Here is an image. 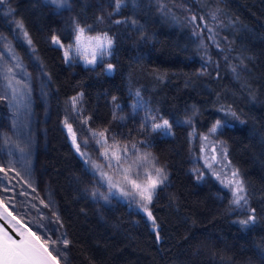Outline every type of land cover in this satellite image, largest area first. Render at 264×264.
Wrapping results in <instances>:
<instances>
[{
  "label": "trees",
  "instance_id": "1",
  "mask_svg": "<svg viewBox=\"0 0 264 264\" xmlns=\"http://www.w3.org/2000/svg\"><path fill=\"white\" fill-rule=\"evenodd\" d=\"M105 1L115 11L116 0ZM187 1L195 9V3L219 5L240 73L231 76L213 53L214 75L199 78L193 59L197 44L181 16L158 14L152 0H123L115 11L119 24L102 22L90 0H71L72 14L63 20L35 0H19L12 9V20L22 22L56 91L44 169L69 241L64 264H264V0ZM74 26L112 39L111 74L90 68L70 71L64 64L52 37L68 43ZM137 92L169 121L170 135L112 121L113 106L125 111ZM73 97L81 100L91 129L102 127L131 143H146L167 170L169 184L157 189L148 207L159 226L155 231L139 208L117 204L98 212L82 194L85 164L62 123ZM221 118L238 121L221 138L228 170H237L247 187L249 208L240 214L215 187L194 191L186 178L185 122L204 133ZM249 215L254 222L238 223Z\"/></svg>",
  "mask_w": 264,
  "mask_h": 264
},
{
  "label": "rangeland",
  "instance_id": "2",
  "mask_svg": "<svg viewBox=\"0 0 264 264\" xmlns=\"http://www.w3.org/2000/svg\"><path fill=\"white\" fill-rule=\"evenodd\" d=\"M17 1L19 0H6L0 6V167H4L5 171L8 172V176L11 177V180L5 178L0 183V199L11 211H13L14 205L15 211L13 213L24 222L28 224L31 222V228L37 231V234L43 232L52 241H57L55 249L50 248V250L53 251L54 255L59 253L58 259L64 264L68 247L65 248L59 242L65 238V234L44 169L48 131L51 126V101L56 91L35 51L28 43V37L24 36L23 30L18 28L16 21L11 18L12 9ZM35 1L59 19H66L72 14L71 0H57V3H53L52 0ZM90 2L98 11L102 22L116 20L113 7L106 3L105 0H90ZM152 2L154 10L160 15L177 12L181 16L182 23L197 44V51L193 59L196 64V74L199 78L209 80L214 75L216 60L213 53H217L221 57L231 76L241 72L242 65L236 59L224 33V16L219 5L206 6L195 3V9L187 0H152ZM213 15L216 17L215 20L212 19ZM191 16L197 17V25L199 27L196 30L199 35H193L195 26L189 23ZM200 17H204L208 26L214 29V41L208 39L209 33L207 28L199 23ZM76 29L77 26L71 29L70 42L62 43L65 48L74 43ZM99 34L105 33H93L86 30V35L88 36ZM55 47L61 52L64 64L70 71L75 68H90L111 74L107 71V67L108 64H111L112 47L109 50L110 54L104 56L102 61L95 65L87 66L79 56H74L71 61L66 62L64 58L65 48H61L57 44ZM6 48L10 49L14 55H10ZM8 68H12V73L6 71ZM16 81H19V84ZM9 83L13 87H8ZM13 88L16 89L15 93ZM137 101H139V106H135ZM67 110L68 112L63 114L62 123L65 129L67 128L66 122L71 126L77 143L80 145V155L85 153V158H90L98 164L106 165L104 157L101 155L102 149L96 143V140L100 139V137L92 135L93 132L105 129L97 127L93 130L89 127L87 119L83 117L81 100L77 101L75 109L73 108L72 100ZM151 114L160 117L140 97L131 95V101L125 111L121 112L119 107L113 106L112 121L115 123L128 121L137 130L150 133L153 132L151 130L152 121L148 120L147 117ZM218 120L221 121L222 127L214 135L209 132L212 127L206 132L200 133L192 122H185L188 139L186 178L191 183L194 191L210 190L215 187L229 201H232L231 191L224 187L216 175L213 174V169L220 170L221 164L226 165L221 134L225 128L238 125V121L224 118ZM82 121H86V123ZM143 124H147V127H142ZM105 135L109 144L113 141H118L121 147L124 145L128 146V162L123 167L127 169L131 165L130 176L135 178L139 174L141 179H143L144 174L147 172H151L155 176V168H160L162 169L163 177H166V179H163V182L156 187L155 192L157 189L169 184L167 170L146 143H131L119 135L108 132V130ZM205 135L209 137L207 141L203 139ZM133 145L136 146L135 149L132 148ZM214 145L216 146L215 153L213 152ZM146 154H150L148 163L143 161V157ZM213 155L216 156L215 161L211 159ZM85 158H82V160L84 161ZM137 159H140L143 167L137 168L133 163ZM207 164H211L212 167L209 168L206 166ZM85 168L86 179L80 182V190L98 212L109 210L117 204H127L131 211L138 208L135 202L130 203L131 197L126 199L115 189L111 190L114 194L109 195L110 190L107 181L101 180L99 173L92 170L90 164H85ZM8 169H11V171H8ZM104 170L109 171L106 166ZM223 171L228 172L229 176L231 175L228 168H224ZM109 174L112 175L111 172ZM4 176L5 173L0 172V177ZM113 179L119 180L121 184L125 183L122 176H113ZM244 186L246 189L244 195L247 198V187L245 184ZM128 187L130 189V185ZM93 193L96 194L95 197ZM5 197L11 198V202ZM135 199L139 200V196H136ZM232 206L236 214L246 212L249 208L248 200L247 204L242 208L233 203ZM37 225H40L39 229H37ZM41 238L44 239L43 236Z\"/></svg>",
  "mask_w": 264,
  "mask_h": 264
},
{
  "label": "snow or ice",
  "instance_id": "3",
  "mask_svg": "<svg viewBox=\"0 0 264 264\" xmlns=\"http://www.w3.org/2000/svg\"><path fill=\"white\" fill-rule=\"evenodd\" d=\"M6 0H0V6H2ZM53 3H57V0H52ZM123 0H116L115 11H119L121 3ZM213 20L216 19L215 15L212 17ZM117 24L121 23V21H115ZM17 27L23 30L24 26L22 22L17 21ZM189 23L194 25L193 35H199V32L196 30L199 25H197V17L191 16L189 18ZM199 23L204 25L207 28L209 33L208 39L210 41L215 40L214 29L209 27L205 21L204 17L199 18ZM24 36L27 38L28 33L24 31ZM52 42L54 44L59 45L61 48H65V45L61 43L59 39L54 35L52 37ZM28 43L31 45V40L28 39ZM112 39L107 34H99L95 36L86 35V29L77 26L76 35L74 38V43L68 45L64 51V58L66 62L71 61L74 56H79L81 60L84 61L85 65H95L99 61H102L104 56L110 54V49L112 47ZM9 51L10 55H14L10 49L6 48ZM113 70V66L108 64L107 71L111 73ZM8 73H12V68H8L6 70ZM10 79V77H9ZM19 84V81H16ZM8 87H13L11 83H9ZM16 89L13 88V92L15 93ZM139 92L136 93V96L139 97ZM73 108H76V103L79 100V97H73ZM116 98L113 97V100ZM139 106V101H137V105ZM231 115L235 116V113L231 112V110H227ZM148 120H151V130L153 132H160L164 135H170L172 132V125L169 123L167 119L163 117H158L155 114H151L147 117ZM85 122L86 121H82ZM66 127L68 128V132L72 135L73 144L76 147L77 151L80 152V145L77 143L75 134L72 131L70 125L66 122ZM142 127H147V124H143ZM222 127L221 121H217L212 128L209 130L210 134H216L217 130ZM107 129L99 132H93L92 135L94 137H100V139L96 140V143L101 147L104 160L106 165L98 164L96 161L91 160L90 158H85L86 154L81 153L82 158L84 159L85 164H90L92 170L99 173L101 180L107 181L109 187V195H113L114 193L111 191L115 189L120 193L121 196L126 199L131 197L132 200L130 203L135 202L137 207L147 214L148 220L152 221L153 230L155 231L159 226L154 219L152 212L149 210L148 205L151 204L153 196L155 195L156 187L163 182L162 169L155 168V176L152 175L151 172H147L144 174V178L141 179L139 174L135 178L130 176V172L132 170L131 165L129 168L125 169L123 165L128 162V146L124 145L120 146L118 141H113L111 144L108 142V138L105 135ZM208 136L205 135L203 139L205 141L208 140ZM87 143V141H85ZM203 147V146H202ZM133 149L136 148L135 145L132 146ZM216 146H213V152L215 153ZM150 154H146L143 157L144 163H148V157ZM213 161L216 160V156L213 155L211 157ZM223 159V158H222ZM137 168L143 167L140 159H137L133 162ZM105 166L109 171H105ZM209 168L212 167L211 164H207ZM224 168H231V165L221 164L220 170L213 169V174L221 181L224 187L228 188L232 193V201L231 203L237 205L238 207H243L247 204V198L244 195L245 186L243 181L240 178V174L237 170L232 169L231 175L229 176L228 172L223 171ZM11 171V169H8ZM0 172H4L5 176L0 177V183L3 182V179L7 178L11 180V177L8 176V172L5 171L4 167H0ZM112 173V175L109 174ZM202 175V174H201ZM113 176H122L124 180V184H121L119 180H114ZM139 181V182H138ZM130 185V189L128 187ZM95 193L93 196L95 197ZM139 196V200H136L135 197ZM11 202V198L5 197ZM107 199V197H105ZM2 204V201H0ZM4 211L7 213V216L0 217L3 219L5 224H7L12 232L15 233L19 239H16L11 235L8 230L4 227V224H0V264H57V259L59 253L57 255H53V251H50V248L55 249L57 241H52L50 237H48L45 233L40 232L37 234V231H33L31 228V222H29L28 226L22 222V219H17L16 215H13V211H15V206L13 205V211H8V208L5 207ZM254 213V209L250 210ZM11 218L10 220L8 218ZM58 219V218H57ZM13 221L15 223H13ZM255 221L254 215H249L247 219H242L238 221L242 226H248L250 222ZM37 229L40 228V225L36 226ZM44 237L42 239L41 237ZM161 237L159 232L156 234V240L160 241ZM66 248L69 245V241L67 238H64L62 241H59Z\"/></svg>",
  "mask_w": 264,
  "mask_h": 264
},
{
  "label": "water",
  "instance_id": "4",
  "mask_svg": "<svg viewBox=\"0 0 264 264\" xmlns=\"http://www.w3.org/2000/svg\"><path fill=\"white\" fill-rule=\"evenodd\" d=\"M4 208H5V206L3 205V203L0 204V217H5V216H7V213L4 211ZM8 211H9V210H8ZM8 219L10 220L11 218L9 217ZM17 219H18V218H17ZM13 223H15V222L13 221ZM0 224H4V227L8 230V232H9L11 235H13L14 238L19 239V237H17V236L15 235V233L12 232L11 228H10L7 224H5V222H4L3 219H0ZM25 225L28 226L27 224H25ZM57 264H60V263L57 261Z\"/></svg>",
  "mask_w": 264,
  "mask_h": 264
}]
</instances>
